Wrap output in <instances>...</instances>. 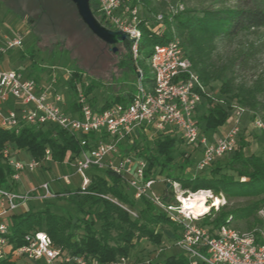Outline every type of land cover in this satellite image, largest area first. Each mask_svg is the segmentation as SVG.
I'll list each match as a JSON object with an SVG mask.
<instances>
[{
  "label": "built area",
  "instance_id": "built-area-1",
  "mask_svg": "<svg viewBox=\"0 0 264 264\" xmlns=\"http://www.w3.org/2000/svg\"><path fill=\"white\" fill-rule=\"evenodd\" d=\"M96 1L104 21L114 30L134 39L131 52L136 76L134 91L127 102L106 107L92 105L90 97L78 84L72 99L67 101L55 86L57 79L54 73L43 81L19 69L4 68L0 62V131L17 134L23 127H55L75 136L80 146L78 154L68 155V159L61 162L71 166L72 173L58 177L67 185L71 174L78 175L80 183L77 188L53 190L48 181H43L21 191L15 184L21 180L22 174L33 172L52 161L50 151L45 149L44 157L35 160L30 156L18 157L15 153L19 149L7 142L4 144L0 153L2 161L10 169V176L7 185L0 186V258H23L32 264H130L128 256L102 262L83 254H70L53 245L43 231L25 233L20 246L8 241L7 219L11 214L21 212L24 204L30 200L45 201L71 193L94 194L87 191L91 180L89 173L103 170L119 176L132 199L149 200L154 207L160 208L159 213L177 226L175 246L187 256L189 264H264V206L256 213L259 224L249 230L241 231L228 224L217 228L204 226L198 222V216L184 209L179 196L176 198L180 203H170L164 197L155 196L151 186L158 179L145 176L146 159L138 155L137 149L124 150L133 145L138 134H160L171 127L178 130L186 145H196L200 149L201 158L196 167L204 169L235 148L244 108L232 105L230 125L215 140L210 141L200 134L195 112L208 89L192 69L179 41L171 39L164 44L153 45L146 57L151 78L148 79L149 87H145L139 65L144 58L138 52L137 7L131 6L129 0ZM156 19L161 20L162 15H156ZM21 46L20 33L11 38L3 35L0 54ZM214 101L221 102L220 99ZM254 127L264 129L261 119H254ZM102 197L120 206L131 217H137V212L127 205L108 196ZM153 260L154 257L147 258L139 264H151Z\"/></svg>",
  "mask_w": 264,
  "mask_h": 264
},
{
  "label": "trees",
  "instance_id": "trees-1",
  "mask_svg": "<svg viewBox=\"0 0 264 264\" xmlns=\"http://www.w3.org/2000/svg\"><path fill=\"white\" fill-rule=\"evenodd\" d=\"M138 1L151 13L156 12L153 5L156 0ZM226 1H230V4L214 9L199 12L182 11L170 13L168 16L162 14L165 24V30L162 32L148 26L144 19L139 18L137 24L140 32L138 52L141 57H148L153 45L164 44L171 39H176L202 83L208 86L212 81L219 82V97L213 96L208 91L196 109V121L201 133L215 130L225 124L231 118L234 102L245 105L248 98L247 91L241 88V85L233 84V79L226 77L222 67L217 68L213 65L210 56L214 49L213 39L216 37L231 39L241 32L254 31L264 27V0ZM129 3L131 6H135L136 1L129 0ZM90 8L102 25L112 29L98 12L96 0H90ZM172 26H174V32L171 30ZM120 44H124L126 47V61L135 80L136 70L131 52V42L124 41ZM249 57L250 51H245L238 57L237 63L239 65L246 64ZM67 84L71 93L75 91L76 84H78L88 96L96 87L92 81L87 82L84 86L81 73L74 70H72ZM132 93L125 98L115 97L112 100H106L102 107L114 103H125L130 100ZM214 99H220L221 102L214 101ZM90 100L91 104L95 105L93 97H90ZM176 141L173 135L163 133L154 137L153 150L139 151L138 155L146 159L148 163L145 174L147 178H157L159 173L173 170L172 152ZM6 142L17 149L26 151L35 160H41L44 157L45 149H49L52 161L57 163L63 162L66 156L72 157L80 151L75 136L55 127H23L17 134L0 131V152ZM134 143L131 149L136 147ZM225 156L228 158L224 168L232 172L230 175L220 174V167H215L210 171V177L203 175L193 178L179 176L173 177V180L178 183L180 189L188 190L191 193L210 190L214 196L223 194L227 198L241 196L253 199L242 208H228L225 204L218 206L216 210L211 208L208 215L200 222L202 225L217 228L224 224L230 225L233 218L247 220L253 217L255 220L253 226H255L260 222L256 214L257 210L264 206V159L254 154L245 155L241 149V142ZM184 160V163L179 165L182 169L191 165L186 157ZM156 167H159L158 175ZM98 171H93L87 187V191L94 194L71 193L65 196L70 200L76 199V203L71 201L76 206V213H55L50 210L49 204L38 211H32L29 208L19 213H13L7 219L9 224L8 241L14 246H20L23 244L22 239L25 233L43 231L49 236L53 245L63 251L70 254H83L102 262L113 261L119 256H128L130 249L134 248L141 238H146L151 244H160L162 235L155 231V226L170 225L173 227L172 223L164 214L154 213L155 207L149 200L145 198L134 200L123 192L121 189L123 183L119 176L110 171L103 173ZM9 176L10 169L2 161L0 153V186L7 185ZM242 178L243 180H240ZM102 195L116 198L119 202L134 209L137 212V217H131L124 209ZM78 198L80 201H77ZM166 198L165 200H167ZM87 203L88 205L84 209V204ZM211 216L213 217L210 219ZM96 223H100L99 228L95 227ZM113 230L116 231V237L111 235ZM0 264L29 263L18 261V259L0 258ZM151 264H157V262H151ZM161 264H189V261L183 252H179L166 256ZM197 264L206 263L198 262Z\"/></svg>",
  "mask_w": 264,
  "mask_h": 264
},
{
  "label": "rangeland",
  "instance_id": "rangeland-1",
  "mask_svg": "<svg viewBox=\"0 0 264 264\" xmlns=\"http://www.w3.org/2000/svg\"><path fill=\"white\" fill-rule=\"evenodd\" d=\"M135 1L139 18L146 20L147 25L158 32L165 30L163 19H156L158 14L168 16L170 13L182 11L199 12L230 4V1L226 0H156L153 3L156 12L151 13L138 0ZM171 30L174 32V26L171 27ZM17 33L22 35V46L0 54V62L3 67L19 69L24 74H29L34 78L38 77L43 81L54 73L57 79L55 86L67 101L72 99L71 89L67 86L72 70L81 73L84 86L89 81L95 84L96 87L89 97H93L96 106H101L106 100H112L115 97H128L133 92L135 80L126 61L127 50L124 44H116L117 49L113 51L112 46L106 45L96 38L81 21L70 0H0V43L3 35L11 38ZM212 43L214 49L210 56L213 65L217 68L222 67L226 77L232 78L233 84L241 85V88L248 93L247 104L234 102L235 105L244 108L235 148L241 142V149L245 155L254 154L264 159V129L254 127L255 118L261 119L264 124V27L254 31L241 32L231 39L216 37ZM245 51H250L249 61L239 65L238 57ZM139 65L143 72L142 84L149 87L148 79L151 78V69L148 59L144 57L140 60ZM219 85V82L212 81L206 87L209 93L219 97ZM177 131V129L168 127L164 132L173 135L177 140L172 152L173 170L159 173V176L155 178L158 180L151 186V191L155 196L167 197L166 199L170 203H180L177 196L181 193L188 196L191 193L188 190L180 189L173 177L193 178L201 175L210 177V171L215 167H220V174H232L231 171L224 168L228 156L215 160L204 169H197L196 163L201 158L200 149L196 145H186ZM160 134H138V137L135 138L136 141L134 140V144H136L134 149L138 151L153 150V139ZM200 134H204L206 137L209 135L208 132H200ZM134 149L128 146L124 150ZM15 154L22 158L29 157L26 151L20 149ZM184 157L191 162V165L182 169L179 165L184 163ZM65 159H68L67 156ZM155 170L158 175L159 167H156ZM98 172L103 173L104 171L99 170ZM66 173H72L71 166L47 161L33 172L23 173L21 180L15 185L21 191L31 186H38L43 181H48L53 190L77 188L80 177L76 174H71L70 183L67 185L58 179L60 175ZM92 173L90 171L89 174L92 175ZM168 183H170L169 187H167ZM121 189L123 192H127L124 186ZM199 191H207L213 198L218 197L220 203L214 205L213 198H207V210L198 215V222L204 220L211 208L216 210L223 204L228 208H242L253 200L241 196L227 198L223 194L214 197L210 190ZM107 196L119 202L116 198ZM75 200H70L65 196L46 201L30 200L20 209L23 211L30 208L32 211H38L49 204L52 212L74 214L76 206L71 201L75 202ZM77 201L80 199L78 198ZM87 205L88 203L84 204V209ZM155 211L159 213L160 208L155 206ZM254 222L253 217L247 220L233 218L230 226L246 231L253 226ZM99 225L100 223H96L95 227L99 228ZM172 225L176 226L173 223ZM173 227L170 225L155 226V231L162 235V241L158 245L151 244L146 238H141L138 244L129 251L130 264H139L145 259L153 257V263L161 264L166 256L179 253V249L175 246L178 228L174 229ZM111 235L116 237V231H111ZM18 261L26 260L20 258ZM27 262L32 264V261Z\"/></svg>",
  "mask_w": 264,
  "mask_h": 264
},
{
  "label": "water",
  "instance_id": "water-1",
  "mask_svg": "<svg viewBox=\"0 0 264 264\" xmlns=\"http://www.w3.org/2000/svg\"><path fill=\"white\" fill-rule=\"evenodd\" d=\"M77 11L78 16L88 30L104 43L111 45L112 50L116 51V44L124 41L133 42L134 39L129 38L126 33L120 30H113L102 25L94 16L90 8V0H70ZM170 183L167 184V187Z\"/></svg>",
  "mask_w": 264,
  "mask_h": 264
},
{
  "label": "bare ground",
  "instance_id": "bare-ground-1",
  "mask_svg": "<svg viewBox=\"0 0 264 264\" xmlns=\"http://www.w3.org/2000/svg\"><path fill=\"white\" fill-rule=\"evenodd\" d=\"M215 197V196H214ZM213 198L207 191H197L190 193L187 197L179 195V200L182 202L184 209L193 213L195 216L203 214L207 210L206 200ZM214 205H218L220 200L218 197L213 198Z\"/></svg>",
  "mask_w": 264,
  "mask_h": 264
},
{
  "label": "crops",
  "instance_id": "crops-1",
  "mask_svg": "<svg viewBox=\"0 0 264 264\" xmlns=\"http://www.w3.org/2000/svg\"><path fill=\"white\" fill-rule=\"evenodd\" d=\"M4 68H6V67H4ZM230 120H231V118L229 119V121H227L225 124H223L222 126H220V127H218L217 129H215V130H208V131H206V132H208V139L210 140V141H213V140H215L217 137H219V136H221L227 129H228V127H229V125H230ZM204 135V134H203Z\"/></svg>",
  "mask_w": 264,
  "mask_h": 264
}]
</instances>
